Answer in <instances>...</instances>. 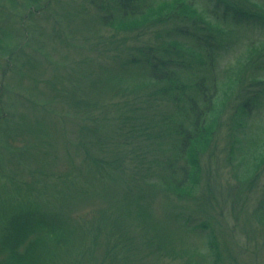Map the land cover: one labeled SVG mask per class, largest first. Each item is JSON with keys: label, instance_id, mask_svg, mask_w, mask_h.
I'll return each instance as SVG.
<instances>
[{"label": "rangeland", "instance_id": "rangeland-1", "mask_svg": "<svg viewBox=\"0 0 264 264\" xmlns=\"http://www.w3.org/2000/svg\"><path fill=\"white\" fill-rule=\"evenodd\" d=\"M40 1L42 8L37 11L32 8L33 14L28 12V8L17 12V16L12 18V27L6 5L4 12L0 14V23L4 29L14 36H21L18 35V44L12 51L11 58L0 54V106H4L0 119L11 117V113H14L15 125L24 131L18 138L27 140L25 153L30 157V160L24 161L18 153L9 150L7 154L21 170H13L8 166L2 170L13 174L22 172V175L14 174L17 176L10 177L18 182L27 181L26 187L31 189L41 184L43 176L40 173L29 176L28 173L35 170L28 168L45 162L46 165L42 166L45 174L54 172L53 177L44 181L45 185L53 191L58 190L56 188L62 189L57 194L52 191L53 197L61 201L67 188L70 200L80 198L86 203L79 204L76 210H72L71 218H87L84 214L108 201L118 202L120 207L122 204L126 205V209L123 208L122 211L129 215L107 218L105 224L108 228L105 230H99L98 224H90L89 219L90 226L83 219L76 221L80 230L88 236L81 247H86L95 239L99 242L93 254L82 255L84 257L79 258L77 264H188L181 260L170 262L168 258H160L170 256L169 254L192 259L191 264H197L196 256L205 258L207 250L204 237L206 233L195 231L202 228L201 225H207L210 229L213 228V232L215 230L223 234L217 240L226 264H264V221L254 215L251 209L238 211V208L234 210L228 203H224L226 197L232 201L238 200V203L245 201L249 208L254 209L258 196L261 194L264 197V158H260L264 153V97L255 102V107L249 115L250 119L257 123L254 129L262 130L261 137H257L261 144L257 145L251 139L252 148L255 149L248 155L245 153L246 156L240 159L242 175H236L231 170L233 168L230 162L237 154L230 152L231 147L235 145L227 136L225 125L218 127L217 134H211L209 141L198 133H192L195 132L194 123L197 121L195 116L193 119L181 116L178 130L189 132L192 138L199 139L194 143L189 138L190 140L182 145V139L180 138V141L175 137L168 126L162 128L156 125V114L159 117L174 116L176 112L174 104L164 98L166 94L163 93L162 87L166 81L158 82L159 85L147 83L146 88L139 89V83L145 82V79L138 76L139 72L132 75L129 81H133L125 83L135 87L136 98L126 99L130 100L131 104L137 102L136 112L147 116L148 119L144 120L143 126L134 128L132 133L125 131L115 137L118 149L111 148L115 152L114 155L118 153L130 157L129 162H123V166L119 167H124V171L133 176L135 187L131 189L128 186L126 190L122 177L113 170L95 169L92 164L82 163L80 160L81 165L76 162L85 156L84 153L88 150L93 152L95 141H89L90 136H86L82 131L83 135L79 139L83 140L82 143L89 142L85 146V152L79 148V139L77 144L74 140L80 135L79 123L68 112L65 101L57 98L59 89L75 90L78 95L84 91L109 107L108 102H115V99L113 100L111 92L106 94L104 91L116 82L119 74L114 75L111 81L113 73L121 71L112 61L128 56L139 60L147 52L151 53V50L158 54L156 48L163 45L166 48L163 57L170 58V75H177L183 85L185 82V96L190 105L186 104L184 107H193L194 111L197 109L207 113V110L203 112V101L208 97L212 99L213 105L216 100L222 102L220 107L223 106L224 112L219 113L225 119L224 122L229 121L231 117L229 109H233L234 116L241 118L238 115L239 104L247 95L252 94L253 91L250 90L257 87L252 83V87L247 91L248 82H264L262 60H257L254 54H251L252 51L262 54L264 52V0H228L235 11H231V15H223L220 8L222 11L219 10L217 20L204 12V0H188L187 3L192 5L193 11L187 3L179 0H138L146 4L144 10L147 12L132 18L108 12L111 9L105 10L106 5L102 0ZM177 3H180L178 10L181 13L190 12L191 15L196 12L198 16H176L173 10L177 9ZM105 11L108 12L105 19L108 24L103 25L101 19ZM4 29L2 30L5 32ZM205 36L209 41L202 40ZM15 57V68L11 71L10 60ZM252 57L256 59L254 64L250 62ZM84 72L91 74L92 78H82L81 73ZM147 82H150V79H147ZM195 84L203 88L202 92ZM161 89L158 98L162 101L151 102L152 98H157L156 90L159 93ZM199 92L206 94L204 96ZM114 104L116 105V102ZM20 105L24 107L27 122L19 119L20 110L17 106ZM116 108L117 106L109 107L111 111ZM235 119L233 117L232 121ZM35 120L40 122L36 124ZM202 120L203 117L199 122ZM36 125L43 130L40 134L31 133L30 128ZM147 128L148 131H145ZM103 129H107V125L103 126ZM119 132L118 129V134ZM98 133H102L101 128ZM156 135L159 146L152 142L153 136ZM129 138L132 141L123 144L122 140ZM190 142L194 144L189 150ZM101 145L102 143H98L95 158L100 165L110 167V164L103 162H110L112 156H108V151H105L107 148L104 149ZM16 146H20V143L17 142ZM172 147H178L179 151L176 153ZM173 154H182L184 158L176 155L177 158L172 160ZM219 155L220 166L216 165V157ZM189 157L191 162L188 161ZM73 159L76 161L71 163ZM69 165L78 166V169H69ZM116 165L118 164L113 166ZM39 167L40 165L37 168ZM138 167L141 172L136 173ZM216 167L218 169H215ZM48 168L54 169L52 171ZM57 172L69 173V177L62 179ZM240 177L243 179L238 183L236 178ZM129 178H124L127 185L131 184ZM169 181H176L177 185H186L189 189L196 184L198 189L194 197L193 191L189 190L190 192L186 191L187 198L178 199L171 193L169 185H166ZM56 182H63L64 185ZM207 184H218L220 187L216 188L220 206L210 205L212 194ZM49 196L43 200L47 201ZM243 196L248 198L241 200ZM124 197L130 198L131 201L127 199L125 203ZM51 202L53 203V200ZM106 206L107 204L104 207ZM127 209L130 213L126 212ZM208 209L210 212L205 214L210 221L204 224L205 219L200 217L201 212ZM157 234L159 236L155 238ZM149 235L151 240L156 239L157 242L161 238L166 244L162 245L166 251L158 254L153 246L150 248L148 245L151 240L143 238ZM139 236H143L142 240L138 239ZM126 245L133 248L130 253L135 251L129 260L126 258Z\"/></svg>", "mask_w": 264, "mask_h": 264}, {"label": "trees", "instance_id": "trees-1", "mask_svg": "<svg viewBox=\"0 0 264 264\" xmlns=\"http://www.w3.org/2000/svg\"><path fill=\"white\" fill-rule=\"evenodd\" d=\"M102 1L106 5L105 10L111 9L108 12H111L112 14L116 12L124 15L125 17L130 16V18H132L138 15L142 16L145 12H147L144 10L146 4H144L143 2H138V0H102ZM162 1L164 0H159V2ZM179 1L187 3L188 0H179ZM204 1H205L204 12H206L214 20H217L216 17L220 15L219 14V10H221L220 8H222L223 10V11L221 10L223 15H231V11H235V8H233V6L228 2V0H204ZM40 3H41L40 0H36V1L21 0V2L19 3L18 2L15 3L13 1L8 2L7 0H0V14L1 12L4 11V5H6L5 9H7V11L9 12L11 19L14 16H17V12H23L24 9L27 8H28V12L33 14L32 8H35L36 11L42 8ZM177 4L178 7L176 6L177 9H174L173 12L175 15H180L181 11L178 10L180 3ZM187 4L189 5V3ZM189 6L193 11L192 5ZM108 12L105 11L104 12L105 14H103L102 16L101 22L103 25L108 24L105 21V19H107ZM184 15L188 17H194L193 15L198 16V13L195 12V14H191V15L190 12H187V14L181 13L180 16L185 17ZM263 19L264 18L262 17V20ZM5 35L2 36L0 39L2 41V44L6 45L10 41L7 39V37H5ZM204 38H202L204 42L209 41L207 36H205ZM109 41L113 42V40H109ZM172 44L173 42L170 43L171 46ZM156 49L158 50V54H155L151 50V53L147 52L145 56L139 58V60H137L134 56L132 57L128 56V58L127 57L122 58L123 60L121 58H117L112 61L121 71H115L113 73L111 81H113L114 75L119 74L116 78V82L112 83L111 86L108 87V90L104 92L106 94H109L110 92L112 93L113 100L115 99L116 105L114 104L115 102L112 100L108 102V104L109 107L117 106V108L114 111H111L108 106H104V105L103 108L98 109V106L96 104H93V101L99 103V100H96L97 98L90 97L84 91L83 92L85 93V95L82 96L81 98H79L78 95L76 97L75 90H68V89L63 90L62 95L60 96L57 95V98L65 101V103L68 105L69 108L68 112L72 114V116L79 123L78 126H79L80 135L76 139H74L75 143L77 144V140L83 135L82 131L85 135L87 134L86 136H90L89 141H95V146L92 147L93 152H90L88 150L87 153H84L85 154V156L83 155L84 157L82 156L81 158L77 159V161L76 160L75 161L80 165L81 163H79V160L82 163L92 164L93 168L95 169L103 168L108 170L109 168V170H113L119 177H122L123 185H125V190L128 188V186H130L131 189L135 187V184L133 183V176L127 174L125 172L126 170L124 167L119 169V167L123 166V162H127V160L129 162L130 157L123 156L118 153L114 155L115 152H113L111 148L118 149L116 142L117 139H115V137H117L118 135L122 134L125 131H127L128 133L129 132L132 133L134 128H139L138 126H143L144 120L146 121L148 119L147 116L138 114L136 112L138 109L137 102L131 104L130 100L126 99V98L130 99L132 97L136 98L134 92L135 87L132 88L131 86H129L128 83L125 82H132L133 80L129 81V78L132 75H135L137 72H139L137 73L138 76H141L143 79H145V82L139 83L138 85L139 89L146 88L147 83H155L156 85H159L158 82L166 81L165 86L162 87L163 93L166 94V97L164 98L172 102L175 106L174 110H176V112L174 116L161 115L159 117L156 114L155 116L156 125L158 126L160 125L162 128L164 126H168L172 130L173 132L172 134L175 137H178L180 141L182 139L183 141L182 145H184V143H186L187 140L189 141L190 140L189 138H191L192 139L191 142L194 143L199 139H197L198 137L192 138L193 136H190L189 132L185 133L183 132V130L182 131L178 130V125L181 124V120H179L181 119V116H184V118L187 119H193V117L195 116V119L197 121L194 123L195 132L192 133H198V135L202 136L203 138H206L209 141H211L210 140L211 134H217L216 133L217 128L220 127L221 125L222 126L225 125L226 130L228 132L227 136L233 141V144L235 145L233 146V148L231 147L230 152L234 151L233 155L237 154L235 155V157H233V160H231L230 162V166L233 168L231 170L236 175L237 174L242 175L241 174L242 163L240 164V159H242L243 156L248 155L250 151L255 149V147L252 148L253 142L251 139L255 141V144L257 145L261 144L257 140V137H261V135L263 134L262 130H260L261 128L254 129V126H256L257 123L253 122L254 119H250L251 117H249V115L251 113V110L255 107V102L259 101V99H262L264 97V82L262 81L255 82V80H250L248 82L249 88H247V91H249V89L252 87V83L255 84V86L257 87L253 90H250L253 91L252 94L248 93L249 95L246 96V99H244V101L241 104H239L238 109H240V111L238 115L241 118H237L236 116H234L233 109L232 110L229 109V112L231 111L229 113L231 116L229 118L230 123L228 120L227 122H224L225 119H223L222 115H220L219 113V112L222 113L224 112L223 106L220 107V104L222 105V102L221 101L219 102V100H216L215 105H213L212 99L208 97L204 99L203 112L207 110V113L206 112L202 113L200 111H197V109L196 111H194L193 107H190V109L184 107L186 104H189V100L185 96L187 95L185 91V82L183 85L182 82L176 77L177 75L176 76L170 75V70H169L170 63L168 61L170 60V58L163 57L164 49L166 48L163 45H158ZM9 53H10V49L8 48V46L3 47L2 56H7L8 58H11ZM257 60H261V59L257 58ZM255 61L256 59L254 57L250 59V62L253 64L255 63ZM81 77L87 79V76L84 77L82 75ZM147 79H150V82H147ZM195 85L197 89L200 92H202L201 90L203 88L198 84ZM17 88L18 89L20 88V83L17 86ZM161 91L162 89L158 93V90H156L155 97L157 98L155 99L152 98L151 102L154 100L158 102L162 101V99L158 98V95L160 94ZM200 94L205 96L206 93H200ZM65 99H69V101ZM144 101L148 102V100H144ZM81 103L85 105L89 104V108L87 107H83L84 109L81 108L80 107ZM134 104L135 106H133ZM8 108L10 109V107ZM235 110H236V106H235ZM11 114L14 115L13 112ZM13 115H11V117L8 118L0 119V136L3 137L5 140L3 145L7 148V151L10 150L11 152H16L19 154V157L21 159H23L24 161H28L30 160V157L25 153L27 149L25 145L27 140L24 138L19 139L20 137L17 134L19 131L17 132L13 131L14 128H17V126L14 124L13 121L15 115L14 116ZM201 117H203V120L199 122V119ZM221 117L222 120L219 121ZM233 117L236 118L235 121H232ZM34 122L37 124V122L40 121L35 120ZM116 123H120V125H116ZM105 125H107V129H103V126ZM100 128L102 129V133H98ZM30 129H31V133L34 134L37 133L40 134L43 131L42 128L38 127L37 125L31 127ZM118 129L120 130L119 134H118ZM1 130H3L4 132H1ZM145 131H148V128L145 129ZM168 131L170 132V130ZM157 133H154V135ZM157 137L158 135L153 136L154 140H152V142L155 143L156 145H158L159 142ZM82 141L83 140L79 139L78 146L82 151L85 152V146L89 141L86 143H82ZM130 141H132L130 138L122 140L123 144H129ZM17 142L20 143V146L18 147L16 146ZM191 142H190L191 145L189 147V150L191 146L194 144ZM98 143H102L101 146H104V149L107 148L105 151H108L107 152L108 156L110 157L112 156V160H110V162H105V161L103 162L106 164H110V167H107V165H100L96 160L95 157L97 156L96 149L98 147ZM172 149L176 153L179 151L178 147H172ZM222 151H224V149ZM182 152H184V150ZM245 153L246 155H244ZM176 155H178L177 157L181 155L180 158H184L182 154H173L171 159L173 160L176 157ZM260 158L261 160L264 158V153H262ZM9 159H11L9 168L20 171L21 169L14 163L12 158L9 157ZM75 161L73 159L71 163H74ZM188 161L191 162L190 157L188 158ZM44 164L46 165L45 162L40 163L39 168H37L39 165L28 168L31 170H35L32 173H28L29 176L37 173H40L41 176H43V180L41 184L36 185L31 189H28V187H26L27 181L21 180V182H18L12 178L17 175H22L23 174L22 172L14 173L17 174L14 175L13 172H3L0 170V264H77L79 258L84 257L82 255L93 254V250H95L96 247H98L99 242H97V239H95L92 240L89 245L86 244L87 245L86 247L84 248L81 247L82 243L87 240L88 236L86 235L85 232H83V230L82 231L80 230V226L76 223V221L78 222V220L83 219L88 226L94 223V224H98L99 230H105L108 228L107 225L105 224L107 218H114L116 216L119 218L125 215H129L122 211L123 208L126 209V205L122 204L123 206L120 207L118 202L108 201L109 203L106 202L100 206L93 207L90 212L84 214L87 218L83 216H78L77 219L71 218L72 217L71 211L74 209L76 210L79 207V204H86V203H83L80 198H75L73 200H70L67 188H65V192H66L65 197L61 199V201H57L56 200L57 198L53 197V192L57 194L59 193V191H62V189L56 188L58 190L53 191V190H49V188L45 185L44 181L53 177L52 175L54 172L45 174L44 168L42 167L44 166ZM114 164H118V165L113 166ZM217 164L220 166V155L218 156V158L216 157V165ZM69 166H70L69 169L70 168L78 169V166H74V165H69ZM191 166L193 167L192 164ZM114 167H117L118 169H115ZM39 169L41 170L39 171ZM48 169L53 171L54 168L53 169L48 168ZM139 169L140 168L138 167L136 173L141 172ZM215 169L218 168L216 167ZM57 170H59V168ZM57 173L58 176L62 177V179H66L69 177V173H65V174H62L63 172L61 173L57 172ZM127 177H130L129 181H131V184L128 185L126 184L125 179H127ZM242 179H243L242 177H240L239 179L236 178L238 183H240ZM56 183L64 185L63 182H56ZM176 183H177L176 181L174 182L169 181L168 184L165 183L166 185H169V187L171 188V193L176 198L178 199L187 198L186 191L190 192L189 190L193 191L192 196L194 197V193L198 189V186L196 184H194L195 186L192 185V187H190L191 189H189L185 184H184L185 187H183L177 185ZM207 187L212 194L210 195L211 198L210 205L220 206V203L217 199L218 192L216 191V188H220L218 187V184L216 185L207 184ZM48 195H50L48 197V200L44 201L43 199L47 198ZM246 198H248V196H243L241 200H245ZM124 199H125V203L127 199L129 200V202L131 201L130 198L124 197ZM257 199H258L257 200L258 203L254 209L251 207L249 208V205H247L245 201L242 203H238V200L234 199L232 201L231 199L226 197L224 199L225 201L224 203L225 204L228 203L229 207H233L234 210L238 208V211L240 210L243 211L244 209L246 211L247 209H251L253 210L254 215L260 217V219L264 221V210H263L264 197L260 194ZM52 200L53 203L51 202ZM106 204L107 206L104 207ZM211 208L209 209L211 210ZM209 209L205 212H201L202 216L200 217H203L205 219L204 224H207L210 221L208 217H206L207 215L205 214L208 211L210 212ZM126 212L130 213V210L127 209ZM88 219L90 220L89 221L90 224L88 223ZM201 227L202 228H197L195 231L201 230L203 231V233H206L204 237H205L207 250H206L205 258H200V257L197 258L196 256L197 264H226L225 258L224 259L222 258L223 255L220 252L219 241L217 240L218 238H221L223 234H220V232H216L215 230L213 232V228L210 229L207 225H201ZM158 236L159 235L157 234L155 238H157ZM142 237L143 236H139L138 239L142 240ZM143 238L144 240H151L150 235ZM159 239H160L159 242L155 241L156 239L151 240L148 245L150 248L153 246L154 249L159 252L158 254L162 253L163 251H166V248L162 246V245L165 246L166 244L161 238ZM86 248L88 250L87 252H86ZM126 250H127L126 258L129 260L130 255H132L135 251L130 253L129 251H132L133 248L131 246L128 247L127 245H126ZM169 255L170 256H163L160 258H168L170 262L181 260L182 262H188V264H191L192 259L178 257V255L176 254H172V255L169 254Z\"/></svg>", "mask_w": 264, "mask_h": 264}, {"label": "bare ground", "instance_id": "bare-ground-1", "mask_svg": "<svg viewBox=\"0 0 264 264\" xmlns=\"http://www.w3.org/2000/svg\"><path fill=\"white\" fill-rule=\"evenodd\" d=\"M204 9H205V6H204ZM4 12V11H3ZM3 12H1V13H3ZM7 16H8V14H7ZM176 16H180V15H176ZM8 18H9V21L11 22V27L14 25V21L8 16ZM2 29H4V27L2 26V24L0 23V38L2 37V36H4L5 34V37H7V39L10 41V42H8V44H2V41H1V39H0V54H3V47H7L8 46V48L10 49V55L12 54V51H14V49L16 48V46H17V44H18V41H16L17 40V38H18V35L20 36V34H17L16 36H14V35H12V34H10L9 32H7L5 29V32L2 30ZM21 37V36H20ZM251 54H254V56H255V58H258V59H261L262 60V65H263V67H264V54L262 55V53L260 52V53H257V52H254V51H252L251 52ZM11 61V63H12V65L10 66V70L11 71H13L14 70V68H15V62H16V57L15 58H13V59H11L10 60ZM38 70V69H37ZM39 71V70H38ZM106 71V70H105ZM11 74V73H10ZM90 75V76H89ZM83 76L85 77V76H87V79H89V78H92V76H91V74H88V73H83ZM46 80V79H45ZM51 82H53V81H49V82H47V83H51ZM101 83H103L102 81H101ZM60 86H62L61 84H60ZM101 88H102V85H101ZM106 88V87H105ZM104 87H103V89H105ZM54 90H57V89H55V88H53ZM57 93H58V95L60 96V95H62V93H63V91L61 90V89H59L58 91H57ZM87 93V92H86ZM89 94H90V92H89ZM77 95H78V92H76V97H77ZM85 95V93L82 91V92H80L79 93V95H78V97L79 98H81L82 96H84ZM31 100H32V98H30L29 99V102L31 103ZM96 100H99L98 98L96 99ZM21 101H23L24 102V99L23 98H21ZM23 104V103H22ZM21 104V105H22ZM93 104H96L97 106H98V109H101V108H103V104H101L100 103V101H99V103H97V102H94L93 101ZM17 106V108H18V110H20L19 111V119L22 121V122H27L28 121V118H25L26 117V115H25V112H24V107L23 106ZM2 107H4L3 105L0 107V111L2 110ZM80 107L81 108H83V107H87V108H89V104H83V103H81L80 104ZM84 109V108H83ZM16 121H18V119H16ZM15 121V122H16ZM15 124V123H14ZM2 128H4V127H2ZM13 131H15V132H17V131H19L17 134H18V136L19 137H21V135L22 134H24V131H23V129H21V128H19V127H17V128H14V130ZM1 132H4L3 130H1ZM5 142V140H4V138L3 137H1L0 136V170L1 171H3L2 170V168L3 167H9L10 166V161H11V159H9V155L7 154V148L3 145V143ZM11 158V157H10ZM4 172V171H3Z\"/></svg>", "mask_w": 264, "mask_h": 264}]
</instances>
